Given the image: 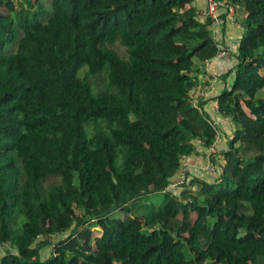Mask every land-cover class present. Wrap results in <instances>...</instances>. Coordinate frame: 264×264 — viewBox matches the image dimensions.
Here are the masks:
<instances>
[{"label":"trees","instance_id":"1","mask_svg":"<svg viewBox=\"0 0 264 264\" xmlns=\"http://www.w3.org/2000/svg\"><path fill=\"white\" fill-rule=\"evenodd\" d=\"M226 1L236 128L219 176L177 193L215 138L188 102L218 49L194 0H0V264H264V0Z\"/></svg>","mask_w":264,"mask_h":264},{"label":"crops","instance_id":"2","mask_svg":"<svg viewBox=\"0 0 264 264\" xmlns=\"http://www.w3.org/2000/svg\"><path fill=\"white\" fill-rule=\"evenodd\" d=\"M196 9L203 8L205 6V0H194ZM220 20L214 28V37L219 43L223 42L230 51V55L221 58L214 56L211 59L205 61V66L199 71H193L191 76L195 81L193 88L189 90V97L194 94L198 97L201 113L204 115H209V118L217 121L218 125V136L215 135V140L218 143H224L226 136H231V130L234 131L236 128L235 123L229 118L222 116L220 113H217L213 109L214 102L216 97L221 93L223 89H227L231 86L233 81V72L228 75L226 79L221 78L226 73H229L232 67L235 64V59L232 55L233 52L237 49V44L243 35V28L239 22H234L227 15L226 8L221 7L219 9ZM217 42V43H218ZM207 74V76H205ZM217 77L218 80L214 81L212 85L207 88H203V85L206 83V80ZM208 117V116H207ZM198 140H195L196 145L195 152L186 157L183 161V166L186 167V170L190 173H193V170H198L199 165L203 162V152L205 147L202 143H198Z\"/></svg>","mask_w":264,"mask_h":264},{"label":"rangeland","instance_id":"3","mask_svg":"<svg viewBox=\"0 0 264 264\" xmlns=\"http://www.w3.org/2000/svg\"><path fill=\"white\" fill-rule=\"evenodd\" d=\"M13 3L15 5V7H17L18 9L21 6L22 7H26L25 0H13ZM46 3H48V1ZM110 47L119 56H121L122 58H127V53H126L125 47H123L122 45H120L118 42L113 43L112 45H110ZM85 68L86 67H83L81 70H83ZM89 79L92 80V83L94 84V87L96 88V87H100L102 85V83L105 80V76L101 74V75H96L94 77H90ZM194 98H195L194 94L188 98L189 105L192 104ZM198 106L200 107L199 100H198ZM243 110L246 112L245 109H243ZM232 133H233V130H231V136L228 135V136L225 137V139L223 140L224 143H218L219 141L217 142V140L214 139V142L211 143V144H214V147H213L211 153L208 152L209 149L207 151V148L209 146L208 147H205V150L202 153L203 154V162H202L201 165H199L198 170H193V173H191V172L189 174L186 173L187 174V177L189 179V181L187 180L188 182H190V180L193 179V178H199V177H200L199 179L215 180L216 177L219 176V173L222 171L223 165L225 164V162L227 160L224 152L228 149V143L227 142L232 137ZM198 143L200 144V143H203V142L202 141H199ZM207 162L211 163L212 166H213V168H214V170H213V172L211 174H207L204 171V165ZM202 168H203V170H202ZM188 182H186V183H188ZM185 184H184V186L182 185V187L180 188V190L178 189V190H174V191L177 192V193H179V191H182L185 188H188L189 187V185H188L189 183L186 186H185ZM197 187L198 186H195L194 185L192 188L196 189ZM144 200H146L147 203H150V199L147 198V197L139 198L137 200V202H139L141 204ZM134 203L135 202H133L132 204H129L130 205L129 210H131V208H133V209L135 208ZM92 231H94L95 234L99 232V230L97 228H92ZM64 236L65 235H57V236H54L52 239L54 241H58V240H60ZM5 248H6V246L5 247H3V246L0 247V256L3 255ZM51 250H52L51 249V246H48L44 250H42L41 251V258H44L47 254H49L51 252Z\"/></svg>","mask_w":264,"mask_h":264},{"label":"built area","instance_id":"4","mask_svg":"<svg viewBox=\"0 0 264 264\" xmlns=\"http://www.w3.org/2000/svg\"><path fill=\"white\" fill-rule=\"evenodd\" d=\"M221 7H224L227 9V15L230 19H232L233 13H234V9L233 7L228 3V1L226 0H205V6L203 8H199L196 10V13L204 18L210 19L211 20V26H210V31H211V36L214 38V28L217 24L219 23V18H220V12L219 9ZM217 44V53L216 56L224 58L226 56L229 55V51L224 49L223 47H221L218 43ZM207 76V74L205 75ZM218 80L217 77H212L208 80H206V83L203 85V88H207L210 85H212V83L214 81ZM192 107L196 108L197 111H199L201 113V109L198 106V97L195 96L192 104ZM214 111L219 113L218 111V105H217V100H215L214 105L212 106ZM208 124L212 127V129L215 131V135H217L218 133V125H217V121L213 120L212 118H206ZM215 139V138H214ZM214 147V144H211L208 148L207 151L209 149V153L212 152V149ZM203 170V168H202ZM214 168L212 166L211 163L207 162L204 165V171L207 174H211L213 172ZM188 171H186L185 167H182L181 170L179 171L178 177L177 179L171 183L167 188L170 190H180V188L182 187V185L184 183H186L188 177L187 174Z\"/></svg>","mask_w":264,"mask_h":264}]
</instances>
